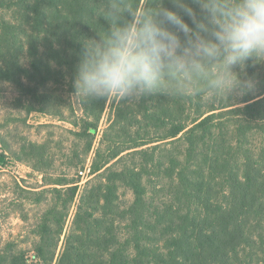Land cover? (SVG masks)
<instances>
[{"label": "trees", "instance_id": "obj_1", "mask_svg": "<svg viewBox=\"0 0 264 264\" xmlns=\"http://www.w3.org/2000/svg\"><path fill=\"white\" fill-rule=\"evenodd\" d=\"M174 2L164 0L166 10L147 6L141 11V0H0L3 8L12 4L27 11L29 15L24 16L28 20H33L31 14L40 19V37L25 33L35 43L26 49L39 55L36 64L32 62L31 74L39 76L40 90L43 85H62L68 80L69 86L64 87L87 98L84 110L88 104L92 106L95 121L85 122L81 128L82 136L90 139L87 152L93 147L119 67L122 75L117 94L124 93L127 98L113 102L115 119L110 120L109 128L116 132L115 137L127 127L133 128L129 102L134 99L128 96L142 89L141 124L144 133L154 139L142 141L185 145L184 162L173 155L167 163L171 204L150 208L142 175L128 165L116 169L119 150L106 157L98 149L91 168L96 178L84 186L77 203L76 186L31 194L37 197L36 205L46 206L34 228L37 242L31 254L6 244L7 248L0 250V264H233V260L241 261L246 249L264 252V236L252 234L243 220L252 216L264 219V75L248 65L245 79L236 76L243 97L226 102L223 98L231 97L219 90L221 82H217L214 67H204L209 54L197 53V41L203 44L206 33L199 17L206 3L186 0L185 7L176 9ZM172 10L177 11L176 19L170 20L175 30L164 39L159 14ZM182 17L194 28H180ZM133 34L135 41L129 47ZM174 43L179 54H163ZM185 50H194L197 58L195 65L187 66L188 71L175 66L176 55L185 57ZM217 52L227 66L225 71L232 68L233 58L223 59L228 52ZM0 55H4L0 74L8 75L12 71L6 54ZM25 72L17 73L19 86H25L24 79L33 81ZM211 96L215 101L204 103ZM40 100L50 103L45 95ZM258 139L260 147L255 144ZM137 153L148 154L147 150ZM121 184L135 196L129 208L120 205ZM194 206L208 213L200 221H218V230H198L192 216ZM72 209L75 213L68 228ZM123 231H127L126 241L121 238ZM250 255L245 257L252 260Z\"/></svg>", "mask_w": 264, "mask_h": 264}, {"label": "rangeland", "instance_id": "obj_2", "mask_svg": "<svg viewBox=\"0 0 264 264\" xmlns=\"http://www.w3.org/2000/svg\"><path fill=\"white\" fill-rule=\"evenodd\" d=\"M174 1L176 9L177 6L182 8L187 5L186 0ZM203 1L206 3L205 10L201 11L199 17L203 22L200 27L205 29L206 33L203 35L205 37L202 36L203 44L197 41V53L201 54L202 51H206L209 54L204 61V67H214L215 74L218 76L217 82H221L219 90L223 89L231 97L222 98L226 102H236L244 94V89L239 86L236 76L245 79L248 65H251L256 74L264 75V0ZM163 3L164 0L161 2L152 0L151 3L150 0H141L138 10H146L147 6L153 10H166ZM171 12L164 11L161 15L159 14L160 24H162L161 35L164 39L169 31L175 30L170 20L176 19L174 13L177 11L172 10ZM27 14L29 15L27 11L19 9L18 6L14 7L12 4L10 8L0 6V48H2L0 53L5 52V58L12 71L8 75L0 74V158L2 160L0 162V250H5L6 244L12 243L19 250L30 253L37 242L34 228L46 209L44 204L36 205L37 197L31 194H39L53 188L76 186L75 188H78L77 203L84 186L96 178V174H93L91 170L96 151L101 150V154L107 157L110 152L119 150L121 155L114 161L116 169L122 170L125 165H128L142 175L143 185L147 191L149 190L147 202L149 208L152 205L168 206L171 204V199L167 163L173 155L184 162L185 145L182 142L142 141L141 138L154 140L153 135L144 133L145 125L141 124L144 122L140 109L142 89L140 93L128 96L134 99L133 102H129L132 107L133 128L127 127L120 132L118 137H115L116 132H112V128H109L110 120L115 119L112 109L113 102L115 98L117 101H120L122 97L127 98L124 93L117 94L122 75V67H119L109 103L99 122V131L93 147L90 152H87L90 139L82 136L81 128L85 122L95 121L91 114L94 110L90 104L87 105L89 110H84L88 100L82 96L83 93L72 94L68 87H64V85L69 86L68 80L67 84L62 85L54 82L43 85L40 90L39 76L32 77L31 74L34 71L31 68L32 62L35 60L36 64L39 55L26 49L29 47L28 44L32 43L28 40L29 35L35 38L40 37V19L31 14L30 17L33 20H28L25 17ZM179 24L183 30L188 27L194 28V25L188 23L183 17ZM25 33H28V36ZM156 33L160 31L157 30ZM188 33L191 34V32ZM38 41L40 42V39ZM134 41L135 34L129 39V47ZM21 42L24 44L22 45ZM177 49L178 46L174 43L168 46L163 54H173L174 51L177 52ZM217 51L228 52L226 58L223 59L233 58V62H230L233 69L229 68L225 71L227 66L221 61L222 57L215 54L218 53ZM185 52L183 58L176 55L175 66H179L180 70L188 71L187 66L195 65L197 58L194 50H185ZM2 56L4 55H0V70ZM22 71H26L28 76L33 78V81L24 79L25 86H19L17 82V73ZM44 95L50 103L41 102L40 99L44 100ZM220 96L221 94L218 98ZM214 101L215 97L211 96L206 98L204 103L210 104ZM159 132L163 134L165 131ZM144 142H147L146 145H143ZM255 144L260 147L261 141L258 139ZM134 146L139 147L129 149ZM143 150H147L148 154L138 155L137 152ZM153 153L155 157L151 159ZM102 172L103 170L100 173ZM59 182L61 184L73 182V184L55 185ZM53 183L54 185H50ZM118 192L120 205L129 208L135 200L133 191L121 184ZM182 202L187 205L186 201ZM191 210L192 216L196 218L195 225L198 230L205 229L209 232L218 230V221L210 224V219L208 222L200 221L208 213L205 214L199 206H194ZM74 213L75 210L72 209L67 223L68 228ZM151 217L146 218L151 219ZM243 220L249 229L252 228V234L264 236L263 218L252 216L243 218ZM138 224L141 225V222L139 221ZM125 225L126 223H123V227ZM163 233L160 229L159 234ZM166 236L168 237L169 233ZM121 238L123 241L127 240V231L121 233ZM205 246L207 248L208 244ZM251 250L243 251L241 261L235 263L233 260L231 263L264 264L262 249ZM250 252L253 254L252 260L245 257L250 255Z\"/></svg>", "mask_w": 264, "mask_h": 264}, {"label": "water", "instance_id": "obj_3", "mask_svg": "<svg viewBox=\"0 0 264 264\" xmlns=\"http://www.w3.org/2000/svg\"><path fill=\"white\" fill-rule=\"evenodd\" d=\"M2 160H1V158H0V162H1Z\"/></svg>", "mask_w": 264, "mask_h": 264}]
</instances>
